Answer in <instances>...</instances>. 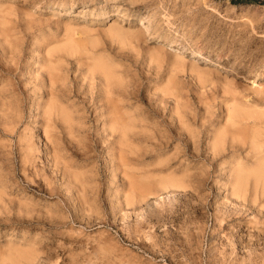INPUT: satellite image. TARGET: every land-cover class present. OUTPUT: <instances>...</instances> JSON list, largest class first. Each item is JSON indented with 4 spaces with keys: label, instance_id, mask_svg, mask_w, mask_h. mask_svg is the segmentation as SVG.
I'll return each mask as SVG.
<instances>
[{
    "label": "rangeland",
    "instance_id": "374dc122",
    "mask_svg": "<svg viewBox=\"0 0 264 264\" xmlns=\"http://www.w3.org/2000/svg\"><path fill=\"white\" fill-rule=\"evenodd\" d=\"M105 91L133 122L121 151ZM48 105L71 121L44 134ZM254 127L264 0H0V264H264V177L232 176Z\"/></svg>",
    "mask_w": 264,
    "mask_h": 264
},
{
    "label": "bare ground",
    "instance_id": "6f19581e",
    "mask_svg": "<svg viewBox=\"0 0 264 264\" xmlns=\"http://www.w3.org/2000/svg\"><path fill=\"white\" fill-rule=\"evenodd\" d=\"M56 7V6H55ZM70 9V8H69ZM101 14H103V12L101 13ZM104 16V15H103ZM101 17V16H100ZM105 17V16H104ZM107 17V16H106ZM105 20V19H104ZM159 46H161V45H159ZM159 48V47H158ZM157 48V49H158ZM161 48V47H160ZM158 52V51H157ZM172 52V51H171ZM159 53V52H158ZM187 53V52H186ZM188 53H189V51H188ZM172 53H170V55H171ZM183 54H184V51L183 52H178V51H176L174 54H172V56L176 59V60H181L180 58H184V56H183ZM159 55V54H158ZM170 55H169V58H170ZM154 56V55H153ZM186 56V55H185ZM190 56H193V54H191ZM186 58V57H185ZM205 59V58H204ZM174 60V59H173ZM182 61V60H181ZM183 62V61H182ZM180 63V62H179ZM178 65V64H177ZM28 66L26 65V68H27ZM25 69V68H24ZM90 69H91V71H96V72H98V73H100V74H103L104 73V75H106V76H110L111 74H112V72H111V69L110 68H107V67H105V66H103V65H101L99 62H94L91 66H90ZM24 71V70H23ZM228 72V71H227ZM105 79V82H106V84H107V79L106 78H104ZM108 85V84H107ZM169 90V89H168ZM171 90V89H170ZM106 93H105V95H106V100H105V102H102V103H105V105H103L102 104V106H106V109H105V112L103 113L104 115L103 116H105V114L107 115V120L106 121H104L105 123H107V124H105V125H107V130H108V135L110 134V136H112L114 139H116L115 141H117V144H118V146H119V150L121 151L122 150V148L124 147V139L126 138L125 136L128 134V131L132 128V126H133V122L131 121V120H129L128 119V117L127 118H125V114L124 113H126V112H124V111H127L126 109L124 110V109H122V111L124 112H121V106H118L117 104H114V103H112V101H110V96L111 97H114L113 96V94H112V92L110 93L109 91H105ZM116 93V92H115ZM114 93V94H115ZM105 95H103V96H105ZM110 95V96H109ZM103 98H105V97H103ZM98 99V101H99V99L100 98H97ZM113 99V98H112ZM111 99V100H112ZM102 100V99H101ZM119 101V100H118ZM59 107V106H58ZM123 107V106H122ZM68 108V107H67ZM64 109L63 107H61L60 109L59 108H57L55 105H48V108H47V110L46 111H44V113L42 114L43 116H44V121L43 122H45V129H43L44 130V134L46 133H48L47 132V129L49 128V127H51L52 125L50 124L51 122H52V118L53 117H55V115L54 114H57L59 117H61V119L64 121V122H66V123H69L70 124V118H69V114L67 115L64 111H66V110H68V109ZM105 108V107H104ZM8 109V107L6 108V110ZM62 109H64V111L62 110ZM245 109V108H244ZM244 109H242V108H232L231 110H229V114H228V122H230V124H231V126L233 127V126H236V125H238L239 124V122L241 121V120H248V119H251V118H256L255 117V113H256V111H249V110H244ZM128 112V111H127ZM128 113H130V112H128ZM54 115V116H53ZM128 115V114H127ZM58 117V118H59ZM106 117V116H105ZM130 117H131V115H130ZM259 117V116H258ZM56 118V117H55ZM57 118V119H58ZM98 118V117H97ZM42 119V120H43ZM60 119V118H59ZM105 119V118H104ZM103 119V120H104ZM130 119H132V117L130 118ZM63 121H62V123H63ZM53 123H54V121H53ZM69 124H68V129L70 128L69 127ZM103 125H104V123H102ZM104 125V126H105ZM64 128H67V124H66V127H65V125H64ZM235 128V127H234ZM51 129H52V127H51ZM67 129V130H68ZM106 130V131H107ZM260 130V129H259ZM257 128L255 129V127H254V129L253 130H251V131H246V132H241L240 130L239 131H237V130H235V132H233L234 133V135L235 136H233L234 138V140L235 141H237V140H239V139H246V141H247V143H248V146H249V148L251 149V151H253L254 152V154L256 155V158L255 157H253V158H255V160L251 163V165L252 166H241V167H237V169H235V167L237 166L236 165V163H233V165L235 164L236 166H232L233 168H234V172H235V170H237V172H236V175L234 174H232V176H235V178H234V180H233V187H236V188H240L243 184H244V181H245V177H246V174L244 175V172H246V171H248L249 170V173L248 174H253L254 172L257 174V177H255V183L257 182V180H259V178H262L263 179V177H264V155H262V149H261V145H259L261 142V137L264 135L263 133H261L260 131H259ZM49 131V130H48ZM72 132V131H71ZM229 136V135H228ZM261 136V137H260ZM129 137H130V134H129ZM112 138V139H113ZM128 138V137H127ZM263 138V137H262ZM46 139H48V141H50V137L49 136H46ZM241 140V143H243V141ZM114 141V142H115ZM240 141V140H239ZM126 142V141H125ZM128 142H130L129 141V138H128ZM221 139H219V140H215V142H213L214 143V145H213V149H216L217 150V148H219L220 146H221ZM112 143V142H111ZM116 143V142H115ZM244 143H246L245 142V140H244ZM113 144V143H112ZM116 144V145H117ZM127 144V143H126ZM131 144V143H130ZM29 145V144H28ZM28 145H27V147H28ZM54 145H56V143L54 144ZM112 146V145H111ZM26 147V148H27ZM31 147V146H30ZM30 147H29V149H30ZM116 147V146H115ZM28 149V148H27ZM113 149V148H112ZM30 151L32 152V150L30 149ZM59 151H60V149L59 148H56L55 146H53V148H52V152H53V154H55L54 156H56V158L57 159H59V156H57V153H59ZM250 151V150H249ZM249 151H248V153H249ZM33 160V159H32ZM53 160V163H54V165H56L57 164V162H56V159L55 158H53L52 159ZM120 160H121V158H120ZM237 162V161H236ZM32 163V162H31ZM121 163V162H120ZM124 163V162H123ZM240 165V164H239ZM241 165H243V164H241ZM230 166V168L232 169V167ZM242 167H244V168H242ZM230 169V171H231V173H233L232 172V170ZM244 170V172H241V171H243ZM250 170H252V171H250ZM66 173H68V172H65V170H63V175H67ZM253 175H255V174H253ZM70 176H72L71 174H70ZM251 176V175H250ZM256 176V175H255ZM253 177V176H252ZM250 178V177H249ZM68 179V178H67ZM73 179H75V181H76V177H73ZM261 180V179H260ZM167 181H169V179H167ZM252 181H253V179H252ZM263 181H264V179H263ZM263 181H261V183L263 182ZM260 183V182H259ZM246 184H247V182H246ZM253 188V187H252ZM255 188V187H254ZM257 188V187H256ZM245 189V188H244ZM235 190V189H234ZM233 190V191H234ZM238 190L239 189H236V191H235V194L236 193H238ZM242 190V188L240 189V191ZM257 190V189H256ZM255 190V191H256ZM254 191V192H255ZM239 193H241V192H239ZM234 194V195H235Z\"/></svg>",
    "mask_w": 264,
    "mask_h": 264
},
{
    "label": "trees",
    "instance_id": "16d2710c",
    "mask_svg": "<svg viewBox=\"0 0 264 264\" xmlns=\"http://www.w3.org/2000/svg\"><path fill=\"white\" fill-rule=\"evenodd\" d=\"M254 0H229L231 4H243V3H248L252 2Z\"/></svg>",
    "mask_w": 264,
    "mask_h": 264
}]
</instances>
